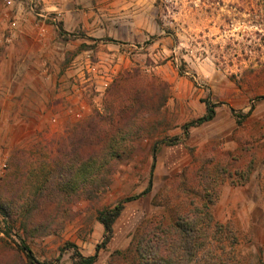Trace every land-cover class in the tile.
I'll use <instances>...</instances> for the list:
<instances>
[{"label": "rangeland", "instance_id": "obj_1", "mask_svg": "<svg viewBox=\"0 0 264 264\" xmlns=\"http://www.w3.org/2000/svg\"><path fill=\"white\" fill-rule=\"evenodd\" d=\"M132 69L168 85L156 138L180 142L160 147L152 191L125 205L96 264H140L141 238L204 204L213 222L197 262L264 264V0H0V212L10 213L0 264H29L8 249L18 235L40 262L74 264L72 246L93 256L99 212L146 190L155 139L118 161L96 198L64 203L56 220L25 219L56 172L58 141ZM210 104L215 119L185 134Z\"/></svg>", "mask_w": 264, "mask_h": 264}, {"label": "trees", "instance_id": "obj_2", "mask_svg": "<svg viewBox=\"0 0 264 264\" xmlns=\"http://www.w3.org/2000/svg\"><path fill=\"white\" fill-rule=\"evenodd\" d=\"M167 100L168 85L160 78L149 76L139 69L124 71L107 89L102 110L73 125L68 135L58 141L56 172L46 179L45 186L33 198L34 205L25 217L32 219L30 225L34 224L33 219L36 218L56 220V214L59 215V208L64 203L96 198L102 190L111 186L116 163L124 158L132 159L141 149L144 140L155 139L151 148L153 163L148 187L142 194L99 212L98 221L104 227V241L101 246H97L93 256H84L76 246H72L75 250L74 264L98 262L100 249H105L111 241L114 224L125 210V205L152 191V177L160 147L179 144V138L157 139L159 133L166 129L162 109ZM216 114V106L208 105L206 114L186 124L184 133L188 134L192 127L211 122ZM249 114L241 113L238 117L247 119ZM196 211L182 216L169 230L161 227L158 233L141 238L136 244L140 264H200L197 257L202 248V236L208 231L207 227L212 225L213 216L208 204ZM0 215L10 217L4 208H1ZM41 225L38 224L40 228ZM217 227L222 228L219 225ZM22 229L25 233L31 230L26 223L22 224ZM18 237L21 244L17 249L8 248L9 251L17 255L24 254L29 264H54L37 260L24 238L20 235ZM15 260L18 259L15 257L7 264H16Z\"/></svg>", "mask_w": 264, "mask_h": 264}, {"label": "built area", "instance_id": "obj_3", "mask_svg": "<svg viewBox=\"0 0 264 264\" xmlns=\"http://www.w3.org/2000/svg\"><path fill=\"white\" fill-rule=\"evenodd\" d=\"M9 4H11V2H9Z\"/></svg>", "mask_w": 264, "mask_h": 264}]
</instances>
